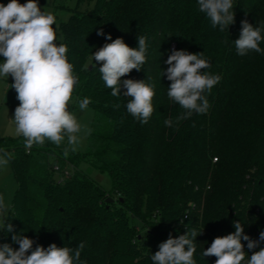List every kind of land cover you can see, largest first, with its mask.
Instances as JSON below:
<instances>
[{"label": "trees", "instance_id": "obj_1", "mask_svg": "<svg viewBox=\"0 0 264 264\" xmlns=\"http://www.w3.org/2000/svg\"><path fill=\"white\" fill-rule=\"evenodd\" d=\"M86 1L78 0L59 26L60 43L67 46L78 77L73 95L77 102L88 98L94 110L86 150L50 141L27 147L22 136L0 139V150L13 157L18 186L5 221L14 233L3 230L0 244L18 250L13 234L32 239V250L53 243L75 249L83 242L80 259L86 264H153L151 256L170 234L177 238L195 229L202 232L194 241L196 264H215L216 257L202 253L214 238L233 233L234 222L259 240L264 231V52L239 56L233 42L243 20L264 28V0H233L235 22L223 32L211 26L197 0H95L92 10H81ZM101 30L104 36L97 35ZM109 34L132 48L138 47L139 35L146 37V63L121 78L154 85V112L146 124L127 112L126 89L121 87L120 97L111 95L101 64L92 58L111 43ZM173 49L203 52L210 67L202 71L221 77L205 93L207 113L179 123L176 117L184 110L168 98L171 81L162 75ZM166 119L173 121L171 127ZM84 161L108 172L109 192L79 169ZM242 243L249 257L264 248V241L252 250Z\"/></svg>", "mask_w": 264, "mask_h": 264}, {"label": "clouds", "instance_id": "obj_2", "mask_svg": "<svg viewBox=\"0 0 264 264\" xmlns=\"http://www.w3.org/2000/svg\"><path fill=\"white\" fill-rule=\"evenodd\" d=\"M199 11L205 13L213 28L228 30L234 21L233 0H197ZM241 33L233 43L236 53L245 56L249 52L261 53L264 41V28L255 27L247 20L241 21ZM55 26V27H54ZM56 19L46 10H41L37 0H19L0 3V78L11 76V89L16 91L20 102L15 108L13 122L15 134L25 139L27 147L43 146L50 141L60 146L67 138V144L75 151L80 143L81 131L90 134L91 130L82 125L75 112L69 108L78 77L74 66L68 61V48L63 36L57 35ZM97 35L104 36L101 30ZM99 50L92 53L95 62L100 63L99 72L106 88L111 89L113 97H120L121 87L126 89L124 96L131 97L126 109L141 124L148 123L154 112V85L145 80L121 79L133 70L140 71L146 63V37L139 35L138 47H129L122 38L112 39ZM165 63L168 65L162 75L171 81L167 88L168 98L177 103L184 111L176 117V122L191 118L196 114H206L210 108L205 93H211L221 77L206 71L210 64L201 53H189L173 49ZM90 104L88 98L79 101L78 107L85 111ZM119 107V105H116ZM165 126L171 127L173 121L166 119ZM65 148L64 155H68ZM0 168H6L13 158L7 151L0 150ZM9 205L0 196V229L14 233L13 225L5 223ZM235 231L214 238L210 247L203 251V257H216L215 264H264V248L250 257L244 251L242 241L252 250L264 241V231L259 240H252L244 234L240 222H234ZM198 233L195 229L177 238H169L159 244V250L152 256L153 264H196L194 241ZM12 241L19 245L18 250L10 244H0V264H86L81 261V251L85 244L81 242L75 249L57 247L55 243L45 249L27 236L13 234ZM30 252V254H29ZM246 256L248 257L246 259Z\"/></svg>", "mask_w": 264, "mask_h": 264}, {"label": "rangeland", "instance_id": "obj_3", "mask_svg": "<svg viewBox=\"0 0 264 264\" xmlns=\"http://www.w3.org/2000/svg\"><path fill=\"white\" fill-rule=\"evenodd\" d=\"M47 4H39L41 10H46L51 12L55 19L57 27V35L60 36V23L66 21L71 12L69 9H74L78 0H47ZM26 3L27 0H24ZM95 4V0H89L80 4L81 10H92ZM55 27V26H54ZM61 41H57L58 44ZM5 79V78H3ZM13 83L11 76L8 77ZM4 90L0 89V139L2 138H16L19 137L15 134V124L13 122L15 108L19 105V101L16 99L15 89H11L4 95ZM76 97L73 95L72 101L70 102L69 108L71 111L75 112L79 122L85 125L88 129L90 128L91 121L94 116V110L88 106L87 110L81 111L78 107ZM81 139L80 143L75 146V149L80 152H84L87 147L88 134L84 131L78 134ZM51 145L56 146L53 143ZM57 147H69L67 144V138H65L64 143ZM79 169L91 176L99 185H101L106 191H110L112 187L111 178L108 172L102 171L100 169L92 167L87 161L81 162L79 164ZM17 180L15 178L11 163L9 162L6 168H0V196L4 197L5 203L9 205L8 215L13 206V199L17 190ZM7 219V218H6ZM6 221V220H5ZM3 229H0V234H2Z\"/></svg>", "mask_w": 264, "mask_h": 264}, {"label": "crops", "instance_id": "obj_4", "mask_svg": "<svg viewBox=\"0 0 264 264\" xmlns=\"http://www.w3.org/2000/svg\"><path fill=\"white\" fill-rule=\"evenodd\" d=\"M12 82L10 80H6L3 78H0V89L2 88L4 90V95L7 94V92L10 90V84Z\"/></svg>", "mask_w": 264, "mask_h": 264}, {"label": "water", "instance_id": "obj_5", "mask_svg": "<svg viewBox=\"0 0 264 264\" xmlns=\"http://www.w3.org/2000/svg\"><path fill=\"white\" fill-rule=\"evenodd\" d=\"M107 201H108V202H112L113 199H112V198H108Z\"/></svg>", "mask_w": 264, "mask_h": 264}]
</instances>
